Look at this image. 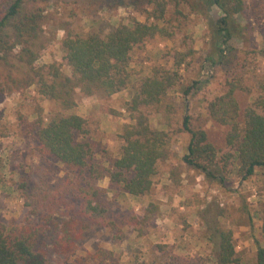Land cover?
Wrapping results in <instances>:
<instances>
[{
	"label": "rangeland",
	"instance_id": "rangeland-1",
	"mask_svg": "<svg viewBox=\"0 0 264 264\" xmlns=\"http://www.w3.org/2000/svg\"><path fill=\"white\" fill-rule=\"evenodd\" d=\"M135 1L49 0L45 3L43 31L36 41L38 46H44L36 65L66 64L62 41L69 35L86 37L98 33L105 37L120 24H128L132 17L144 22L148 15L135 14ZM245 3V11L235 17L240 32L229 42L234 51L217 34L221 15L217 7L203 15L193 14L188 6L180 8V15L171 8L165 21H154L166 30V37L156 36L133 51L128 88L112 96L103 91L94 96L79 92L77 106L71 110H63L57 102L41 97L35 86L12 92L6 87L2 91L4 81H0V225L13 226L30 216L24 197L37 183L58 189L74 178L56 159L44 158L37 152V130L29 125L41 120L47 124L58 112L85 117L88 133L79 140L85 139L95 159L108 168L120 155L125 126L135 123L127 105L140 81L155 68L172 69L178 53H190L179 70L181 86L195 80L200 84L189 96H184L178 86L160 105L143 108L151 126L167 130L171 137L167 156L158 163L152 191L140 198L121 194L118 188L117 192L103 195L109 218L122 232L94 228L87 233L74 260L76 264H215L220 231L226 229L233 233L237 256L246 264H257L258 249L264 248L260 228L264 216V169L258 168L253 177L244 181L234 168L228 181L220 183L183 161L191 139L183 128L188 115L193 128L202 127L210 142L226 147L228 128L208 120L206 106L227 91L232 76H242L244 85L251 89L239 92L242 113L261 95L264 0ZM66 71L69 72L67 68ZM96 184L110 190L109 178ZM150 202L159 204L160 214L139 238L126 220L140 215ZM56 218L63 219L60 215Z\"/></svg>",
	"mask_w": 264,
	"mask_h": 264
},
{
	"label": "trees",
	"instance_id": "trees-1",
	"mask_svg": "<svg viewBox=\"0 0 264 264\" xmlns=\"http://www.w3.org/2000/svg\"><path fill=\"white\" fill-rule=\"evenodd\" d=\"M46 2L49 0H0V81H4L2 91L35 86L41 97L57 102L63 110L77 106L79 92L94 96L103 91L112 96L127 89L133 51L156 36L166 37V30L154 21H165L171 8L180 15V8L188 6L193 14L203 15L217 7L221 11L217 34L231 51L229 42L240 32L235 17L246 9L245 0H136L133 10L148 15L144 22L132 17L105 37L98 33L69 35L62 41L66 64L37 66L44 46L36 41L43 31ZM187 55L190 53H178L172 69L155 68L140 81L127 105L135 123L125 126L120 155L108 168L95 159L85 139L79 140L88 133L85 117L58 112L47 124L41 120L29 125L37 130V152L56 159L74 178L58 189L40 182L26 191L24 204L30 216L13 226L0 225V264H76L74 257L88 232L97 227L122 232L109 218L103 195L118 188L121 194L140 198L152 191L158 163L167 156L171 137L167 130L151 126L143 108L160 105L172 89L181 86L179 70ZM198 84L195 80L181 86V93L189 96ZM227 88L206 106L207 119L228 128L226 147L210 142L202 127L193 128L190 115L183 121L184 130L191 135L184 163L220 183L228 181L234 168L244 181L258 168L264 169V83L261 95L243 113L238 95L251 89L238 74L228 81ZM172 175L177 177L175 172ZM104 178H109L110 190L97 186ZM159 214V204L150 202L140 215L127 218V225L141 238ZM59 215L61 221L56 218ZM260 228L264 234V216ZM215 264H246L237 256L231 230L220 231ZM257 264H264L263 247L258 249Z\"/></svg>",
	"mask_w": 264,
	"mask_h": 264
}]
</instances>
